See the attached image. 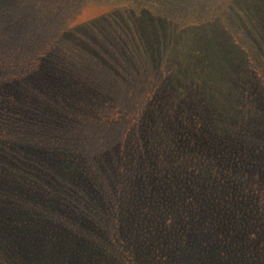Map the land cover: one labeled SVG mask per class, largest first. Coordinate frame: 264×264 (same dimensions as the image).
Here are the masks:
<instances>
[{"label": "trees", "instance_id": "obj_1", "mask_svg": "<svg viewBox=\"0 0 264 264\" xmlns=\"http://www.w3.org/2000/svg\"><path fill=\"white\" fill-rule=\"evenodd\" d=\"M139 2L0 0V264H264L261 18Z\"/></svg>", "mask_w": 264, "mask_h": 264}, {"label": "rangeland", "instance_id": "obj_2", "mask_svg": "<svg viewBox=\"0 0 264 264\" xmlns=\"http://www.w3.org/2000/svg\"><path fill=\"white\" fill-rule=\"evenodd\" d=\"M130 0H126L127 5ZM158 0H141V2L138 3V7H141L143 10V18H152L153 20H156L155 17L158 13L164 12L169 8L178 7L180 11L182 9L186 13H192L193 18H202L203 21H197L198 22V29L200 32L199 39L204 40L206 38V31L209 36H213L212 33L210 35V32L208 29L211 28L213 33L219 35V40L222 42H225L229 40L230 38H233L234 31L236 28V25L240 22V19L243 14L240 13V9L242 7H248L251 11H253L251 8L257 12L258 16L261 19H257L255 23V28L259 27L258 30H260V26L264 28V0H160L159 1V7H157V12L154 10L153 3H155ZM189 3L190 9H184L185 6H182L183 3ZM253 3L252 6L250 3ZM152 4V5H151ZM249 4V5H248ZM151 5V7H149ZM149 7V8H148ZM213 7H216L217 10H214ZM254 7H262V9H256ZM106 8L109 10L111 8V5H106ZM104 12L103 8L98 7H88L83 10L82 16L76 17V22L81 23V21H90V19L99 16L101 13ZM169 13V12H168ZM186 13H184L186 15ZM250 14V13H249ZM253 16V14H251ZM86 21V22H87ZM144 22V21H142ZM155 23V22H154ZM194 24V23H193ZM207 25V26H206ZM211 27H210V26ZM135 26L141 33V38L144 40L151 39L150 33H155L151 29H157L158 26H153L151 29L149 28H143V25L137 24L133 25ZM195 27V26H194ZM93 30L89 29L88 33L92 32ZM186 44H191L192 47L198 46L199 43H195L192 40H188L185 37L182 38ZM235 38L232 39V43L234 42ZM210 45L213 44L212 41L209 43ZM200 55H205L204 52L200 50Z\"/></svg>", "mask_w": 264, "mask_h": 264}]
</instances>
